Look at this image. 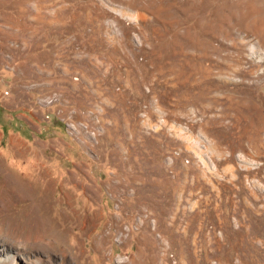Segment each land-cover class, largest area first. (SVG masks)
Segmentation results:
<instances>
[{"label":"rangeland","instance_id":"obj_1","mask_svg":"<svg viewBox=\"0 0 264 264\" xmlns=\"http://www.w3.org/2000/svg\"><path fill=\"white\" fill-rule=\"evenodd\" d=\"M251 2L0 0V264H264Z\"/></svg>","mask_w":264,"mask_h":264},{"label":"bare ground","instance_id":"obj_2","mask_svg":"<svg viewBox=\"0 0 264 264\" xmlns=\"http://www.w3.org/2000/svg\"><path fill=\"white\" fill-rule=\"evenodd\" d=\"M263 2V1H262ZM248 4V3H247ZM229 7H234V4H232V3H226L225 4V8H224V10H223V13H224V18L225 17H227V20L229 21V22H231V21H235L236 23H238L239 25L240 24H245V21L242 19V17H238L237 15H234L232 12H230V9H229ZM250 11L248 12L249 14H252L253 15V13H254V18L257 16V15H255V14H260L261 13V15H262V17H264L263 15H264V5H261V6H257V5H255V4H253V2H251L250 3ZM246 9L248 8V6L247 7H245ZM226 10V11H225ZM243 10H245L244 8H243ZM233 11V10H232ZM258 12H260V13H258ZM245 15V14H244ZM258 17V16H257ZM255 21H254V23H252V24H254V26L256 27V29L260 32V30H264V18L262 19L261 17L260 18H255L254 19ZM248 21V20H247ZM235 23V24H236ZM251 24V25H252ZM241 25V26H242ZM251 25L249 26V28L251 27ZM245 27V26H244ZM254 28L252 27V30H253ZM251 30V31H252ZM254 31H256V30H254ZM254 33H256V32H254Z\"/></svg>","mask_w":264,"mask_h":264}]
</instances>
